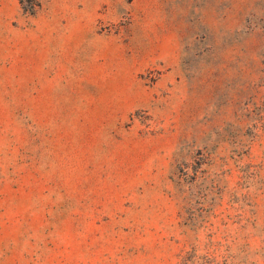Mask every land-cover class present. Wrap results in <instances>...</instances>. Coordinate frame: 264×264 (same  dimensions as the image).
I'll use <instances>...</instances> for the list:
<instances>
[{
    "label": "rangeland",
    "instance_id": "rangeland-1",
    "mask_svg": "<svg viewBox=\"0 0 264 264\" xmlns=\"http://www.w3.org/2000/svg\"><path fill=\"white\" fill-rule=\"evenodd\" d=\"M0 264H264V0H0Z\"/></svg>",
    "mask_w": 264,
    "mask_h": 264
}]
</instances>
